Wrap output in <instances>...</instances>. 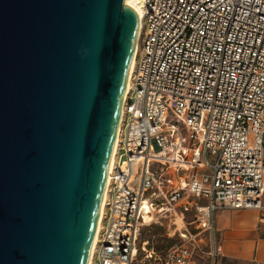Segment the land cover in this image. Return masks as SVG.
I'll use <instances>...</instances> for the list:
<instances>
[{"label": "built area", "instance_id": "2783aa9c", "mask_svg": "<svg viewBox=\"0 0 264 264\" xmlns=\"http://www.w3.org/2000/svg\"><path fill=\"white\" fill-rule=\"evenodd\" d=\"M140 22L89 264H218L217 212L264 211V0H143ZM153 211L195 231L157 247Z\"/></svg>", "mask_w": 264, "mask_h": 264}, {"label": "water", "instance_id": "95a60500", "mask_svg": "<svg viewBox=\"0 0 264 264\" xmlns=\"http://www.w3.org/2000/svg\"><path fill=\"white\" fill-rule=\"evenodd\" d=\"M140 0H0V264H89Z\"/></svg>", "mask_w": 264, "mask_h": 264}, {"label": "crops", "instance_id": "0c3cea01", "mask_svg": "<svg viewBox=\"0 0 264 264\" xmlns=\"http://www.w3.org/2000/svg\"><path fill=\"white\" fill-rule=\"evenodd\" d=\"M216 230L221 249L218 264H264V211L220 210Z\"/></svg>", "mask_w": 264, "mask_h": 264}, {"label": "rangeland", "instance_id": "374dc122", "mask_svg": "<svg viewBox=\"0 0 264 264\" xmlns=\"http://www.w3.org/2000/svg\"><path fill=\"white\" fill-rule=\"evenodd\" d=\"M152 223L145 227L142 233L144 239L153 240L157 247L170 248L174 245H178L183 242L180 232L184 231V228L188 227L190 231H195L193 226L189 225L191 215H186L184 219L176 217L171 218L170 215H161L153 211ZM150 217L147 219L149 220Z\"/></svg>", "mask_w": 264, "mask_h": 264}, {"label": "bare ground", "instance_id": "6f19581e", "mask_svg": "<svg viewBox=\"0 0 264 264\" xmlns=\"http://www.w3.org/2000/svg\"><path fill=\"white\" fill-rule=\"evenodd\" d=\"M142 1H143V0H140V1H139L138 11H137L139 17H140V15H141ZM133 66H134V58H133L132 65H131L130 75H131V72H132V70H133ZM130 82H131V79L129 78L128 86H127V91H128V92H129L130 85H131ZM126 98H127V95H126ZM122 115H123V112H122ZM121 120H122V119H121ZM120 124H121V123H120ZM119 131H120V127H119ZM117 139H118V136H117ZM116 147H117V143H116L115 148H114V150H113V154H112V158H111V164H110V171H111L112 167L114 166L115 154H116ZM108 184H109V179L107 180V186H106V190H105V194H104L103 202H104V200H105V198H106V195H107V187H108ZM143 209L146 211V213H148L149 207H148L147 203H144ZM102 210H103V204H102V209H101V211H102ZM145 218H146V220H147V219L149 218V216H148V215H145ZM101 220H102V217H101V214H100V219H99V223H98L97 231H96L95 238H94L92 254H93V250H94V245H95L96 240H97V236H98V232H99V228H100ZM92 254H91V257H92ZM90 259H91V258H90ZM89 262H90V261H89Z\"/></svg>", "mask_w": 264, "mask_h": 264}]
</instances>
